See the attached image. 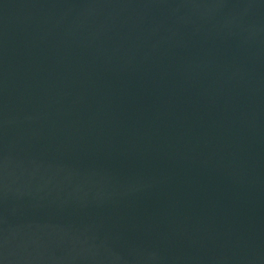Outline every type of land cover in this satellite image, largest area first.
<instances>
[{"label":"water","instance_id":"water-1","mask_svg":"<svg viewBox=\"0 0 264 264\" xmlns=\"http://www.w3.org/2000/svg\"><path fill=\"white\" fill-rule=\"evenodd\" d=\"M0 264H264V0H0Z\"/></svg>","mask_w":264,"mask_h":264}]
</instances>
